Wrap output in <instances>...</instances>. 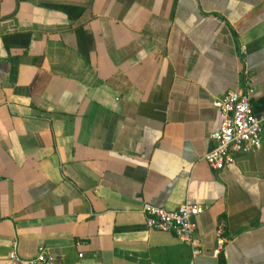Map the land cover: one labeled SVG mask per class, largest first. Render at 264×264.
Returning <instances> with one entry per match:
<instances>
[{
	"label": "crops",
	"instance_id": "0c3cea01",
	"mask_svg": "<svg viewBox=\"0 0 264 264\" xmlns=\"http://www.w3.org/2000/svg\"><path fill=\"white\" fill-rule=\"evenodd\" d=\"M248 88L263 116L264 0H0V264H264V133L204 159ZM146 203L205 207L201 254Z\"/></svg>",
	"mask_w": 264,
	"mask_h": 264
},
{
	"label": "built area",
	"instance_id": "2783aa9c",
	"mask_svg": "<svg viewBox=\"0 0 264 264\" xmlns=\"http://www.w3.org/2000/svg\"><path fill=\"white\" fill-rule=\"evenodd\" d=\"M253 88L231 91L214 101L219 111L221 123L211 134L213 146L204 159L214 170L220 171L236 162L238 155L252 153L262 146L264 133V115L258 116L252 104ZM205 210L200 204L186 203L176 210H166L150 203L143 206L146 226L149 230L173 233L193 249V255L201 254L196 241V218ZM225 224L217 228V246L214 255H218L231 241L226 235ZM80 243H78L79 245ZM83 257V254H80ZM11 259H18L17 253H11ZM54 256L41 246L36 257L29 264H54Z\"/></svg>",
	"mask_w": 264,
	"mask_h": 264
}]
</instances>
